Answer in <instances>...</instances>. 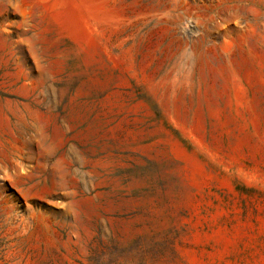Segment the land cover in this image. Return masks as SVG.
Instances as JSON below:
<instances>
[{
	"label": "rangeland",
	"instance_id": "rangeland-1",
	"mask_svg": "<svg viewBox=\"0 0 264 264\" xmlns=\"http://www.w3.org/2000/svg\"><path fill=\"white\" fill-rule=\"evenodd\" d=\"M0 264H264V0H0Z\"/></svg>",
	"mask_w": 264,
	"mask_h": 264
}]
</instances>
